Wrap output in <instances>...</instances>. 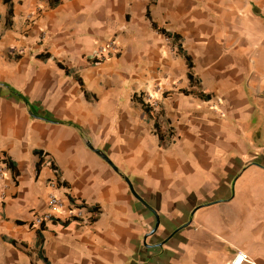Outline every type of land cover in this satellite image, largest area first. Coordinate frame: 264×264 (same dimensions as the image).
<instances>
[{
  "label": "crops",
  "instance_id": "1",
  "mask_svg": "<svg viewBox=\"0 0 264 264\" xmlns=\"http://www.w3.org/2000/svg\"><path fill=\"white\" fill-rule=\"evenodd\" d=\"M11 3L0 264H228L238 252L264 264V0ZM36 149L55 172H36ZM123 176L158 213L145 240L154 215ZM51 192L64 209L36 223Z\"/></svg>",
  "mask_w": 264,
  "mask_h": 264
},
{
  "label": "trees",
  "instance_id": "2",
  "mask_svg": "<svg viewBox=\"0 0 264 264\" xmlns=\"http://www.w3.org/2000/svg\"><path fill=\"white\" fill-rule=\"evenodd\" d=\"M2 1L4 2V4L7 5V18H6V23L10 24V22H11V16H12V5H11L12 3H11V0H2ZM162 32H164V34L167 35V36H172V38H175V39L177 38L176 35H171V34L168 33L167 31H162ZM182 54H183V55L185 56V58H186V65H187V68H188L187 76H188V79L190 80V83H191V82H192V79H193V75H192V73H191L192 62H191L190 58H189L184 52H182ZM36 57L46 59V58H49V57H50V54H49V53H44V54H43V53H39V54L36 55ZM57 65H58L59 68L64 69L66 73L68 72V69L65 68V67H63V65H61L60 63H57ZM74 77H75V79L79 82V84L81 85L82 83H81V79H80V77H79L78 75H74ZM82 90H83V88H82ZM83 92H84V95L87 97V93H86V91L83 90ZM184 92H188V91L184 90ZM198 95H199L200 97L204 98V99H207V98L209 97V95H208V94H204L203 91L198 92ZM139 102H140V104H141V106H142L144 112H145L146 114H147V113H148V114H151V113H150L151 111H150L149 105H148L147 103L143 102V101H139ZM156 130H157V129H156ZM159 138L161 139V135H159ZM34 153H35V154L38 156V158H39V160H38L37 163H36V172H38L40 166L43 165V164H45V163H47L48 166H49L54 172L56 171V167H55L54 163H53L51 160L44 161L45 153H44L43 150L36 149V150H34ZM7 166H8V167H9V166H13V164H12L10 161H7ZM76 206H77V207H80V208H81V207H86V209H87L88 211H91L92 213L97 212V207H96V206H88V207H87L84 203H80V204H78V205H76ZM50 218L53 219L54 217H50ZM69 218L74 219L75 216H71V217H69ZM54 220H55V219H54ZM16 222H18V223H23V221H19V220H17ZM41 226H42V225H41ZM12 242H13V241H12Z\"/></svg>",
  "mask_w": 264,
  "mask_h": 264
},
{
  "label": "built area",
  "instance_id": "3",
  "mask_svg": "<svg viewBox=\"0 0 264 264\" xmlns=\"http://www.w3.org/2000/svg\"><path fill=\"white\" fill-rule=\"evenodd\" d=\"M36 14V13H35ZM106 47H111L112 43H107ZM7 166V161L6 158L3 156H0V170L5 169ZM49 187L51 188H55L57 183L56 180L51 179L48 183ZM68 205V204H67ZM47 207H48V212L45 214H38L35 213L34 216V221L36 223H40L41 218L43 217H54L55 215H57V213L61 210L64 209V205H63V201L60 199V197H58L57 195H55L54 193H49L48 198H47ZM68 215L72 216L75 215L72 213V210L68 207ZM75 216H79L78 214H76ZM242 261H247V262H251L250 259L248 258L247 254L243 253V252H238L235 254L234 258L228 263V264H241Z\"/></svg>",
  "mask_w": 264,
  "mask_h": 264
},
{
  "label": "water",
  "instance_id": "4",
  "mask_svg": "<svg viewBox=\"0 0 264 264\" xmlns=\"http://www.w3.org/2000/svg\"><path fill=\"white\" fill-rule=\"evenodd\" d=\"M86 145L89 147V148H91L97 155H99L104 161H106L111 167H112V169H114L116 172H118L119 173V171H118V168L112 163V161L107 157V155L104 153V152H102V151H100V150H98V149H95V148H93L92 147V145L90 144V142L89 141H87L86 142ZM123 178H124V180H125V182L127 183V185H128V188H129V190H130V192H131V194L141 203V204H143L149 211H151L152 212V214L154 215V219H155V221H154V226L152 227V229L148 232V233H146L145 235H144V240H145V238L148 236V235H150V234H152L155 230H156V228H157V226H158V223H159V217H158V213L156 212V210L153 208V207H151L150 205H148L137 193H136V191L134 190V188H133V186H132V183H131V181L129 180V178L127 177V176H123Z\"/></svg>",
  "mask_w": 264,
  "mask_h": 264
}]
</instances>
